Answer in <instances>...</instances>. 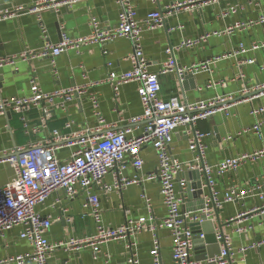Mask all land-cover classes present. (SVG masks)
Wrapping results in <instances>:
<instances>
[{
  "label": "crops",
  "instance_id": "0c3cea01",
  "mask_svg": "<svg viewBox=\"0 0 264 264\" xmlns=\"http://www.w3.org/2000/svg\"><path fill=\"white\" fill-rule=\"evenodd\" d=\"M40 0H0V9H13L22 6L30 8ZM136 5L137 17L142 19L148 12H164L170 4L181 0H132ZM229 7L235 10L222 15ZM36 13L21 12L15 17L0 21V55H8L26 48L39 47L43 42ZM46 29V35L52 42L60 40L62 31L72 38L84 37L91 32V19H95L102 28L115 25L118 19V7L114 0H82L69 7H60L58 11L44 9L39 13ZM264 16V0H219L217 3L204 4L192 9L180 8L173 14L164 17L163 26L142 35V46L149 70L155 72L167 59L166 49L173 48L177 67H189L194 63L209 60V70L186 72L179 77L175 72L160 76L161 90L159 96L167 99L172 96L181 101L193 102L215 94L234 95V103L228 113L218 112L209 119L199 121L197 128L207 133L204 137L206 158L210 163L255 151L264 146V124L260 134L248 132L236 134L240 128L251 126L255 117L250 113L252 107H264V94L253 90L264 83V46L252 48V43L264 41V22L247 25L230 33L210 35L200 44L193 47H179L182 40L194 38L206 31H224L236 23L255 21ZM179 27V28H178ZM172 28H175L172 30ZM240 44L244 51H239ZM131 43L124 38H117L106 44L90 43L78 50L69 49L55 57L54 73L48 60L34 64L20 62L18 70L11 67L0 69V97H13L30 92V78L36 73L37 82L43 91L59 87L85 85L88 81L103 79L111 71L122 72L130 68L128 55ZM214 57H220L212 61ZM252 59V63H247ZM33 69L35 70L33 72ZM213 83L208 86V83ZM138 83L130 81L120 86L119 94L114 97L110 83H103L88 89L85 95L76 97L66 111L55 109L46 128L24 132L17 113L6 112L0 115V150L14 146H24L30 141H39L48 136L51 130L62 133L67 119L74 122L73 128L92 126L95 117L88 94L96 95L98 110L107 123L115 128H124L128 119L141 115L142 106L137 93ZM249 89L248 94L241 95L242 89ZM29 127L38 124L36 111L28 113ZM264 120V113L261 117ZM142 124L133 125L134 133L141 131ZM233 135L231 139H226ZM185 126L177 127L173 134L171 153L174 157L185 160L190 157L187 150ZM72 148L62 146L56 149V156L61 160L69 158ZM144 164L140 174L154 171L156 168L155 151L146 147L141 151ZM14 171L7 162H0V185L11 180ZM124 174L133 176L136 171L128 165ZM191 180L190 188L184 191L183 210H199L203 206L202 198L195 188L197 174L185 173ZM264 178V157L247 162L239 168L222 176L215 177V188L223 191L230 185L246 187ZM106 184L112 183L111 175L103 179ZM194 185V187H192ZM179 190V189H178ZM180 191V190H179ZM145 194L151 200V209L156 221L165 215V208L159 193L158 180L145 181L142 185H130L121 191H99L102 221L106 226H120L128 220L136 221L147 214L146 206L140 197ZM82 195L67 199L63 190L54 191L46 201L37 206L38 212L51 221L47 233L50 243L66 238L85 237L93 234L95 224L88 214L83 215ZM264 202L256 196H249L238 202H227L219 209H214L211 219L205 221L196 232L202 230L206 239L195 236L193 258L219 248L215 245L211 232L221 230L231 239L233 261L226 264H257L264 261V244L240 253L243 246L264 238V212H249L245 220L236 223L233 220L238 213L248 212ZM202 204V206H201ZM64 210H66L64 212ZM70 217V221L67 218ZM244 225L248 229L237 233L234 228ZM19 228L0 234V258L32 251L28 241L19 238ZM159 240V251L162 264H172L171 240L169 231L161 228L156 231ZM153 234L144 230L131 237L134 243L132 252L138 264H151L149 250L152 247ZM104 256L94 258L90 248L69 253L62 248H55L49 257L50 264H124L128 252L125 243L120 240L110 241L102 246ZM15 264V263H13ZM31 264V263H25Z\"/></svg>",
  "mask_w": 264,
  "mask_h": 264
},
{
  "label": "built area",
  "instance_id": "2783aa9c",
  "mask_svg": "<svg viewBox=\"0 0 264 264\" xmlns=\"http://www.w3.org/2000/svg\"><path fill=\"white\" fill-rule=\"evenodd\" d=\"M82 0H40L30 8L17 6L13 9H0V21L15 17L21 12L36 13L43 42L39 47L26 48L19 52L0 55V69L11 67L18 70L20 62L34 64L41 60H48L55 73V57L69 49L78 50L81 46L98 43L106 44L117 38L127 39L131 43L128 55L130 68L127 71H111L106 77L97 81H88L85 85L59 87L51 91H43L37 82L36 73L30 78V92L13 97H0V115L17 113L25 133L46 128L55 109L66 111L69 104L77 97L85 95L88 89L103 83H110L114 97L119 94L120 86L134 81L138 83L137 93L140 98L142 113L128 119L124 128H115L107 123L98 110V99L94 94H88L92 104L95 124L73 128L74 122L67 119L65 133L51 130L48 136L39 141H30L24 146H14L0 150V162H7L13 169L11 180L0 185V234L14 228H19V238L25 239L32 247L26 254L5 256L0 258V264H50L49 257L55 248H62L69 253L79 252L90 248L94 258L104 256L102 246L110 241L120 240L125 243L128 256L124 264H138L137 257L132 252L134 243L131 237L149 230L153 234L152 247L149 250L151 264H162L159 240L156 231L164 228L169 231L171 240L172 264H226L233 261V250L230 236L221 230L213 229L218 251L203 260L193 258L195 250V236L203 240L205 232H196L205 221L211 219L214 209H219L224 203L238 202L249 196L264 199V178L246 187L230 185L223 191L215 188V177L222 176L235 170L247 162H253L264 157V146L247 153H241L210 163L206 158V144L204 137L208 135L197 128L199 121L209 119L218 112L228 113L234 103V95L215 94L193 102L181 101L172 96L163 99L159 96L161 90L160 76L175 72L179 77L186 72L209 70V60L194 63L189 67H177L173 55V48L166 49L167 59L158 71H151L143 52L142 35L163 26L164 17L173 14L177 9H192L204 4L217 3L219 0H181L166 7L164 12L154 10L148 12L142 19L137 17L136 5L132 0H114L118 7V19L115 25L102 28L95 19H91V32L84 37L72 38L64 31L60 40L52 42L46 35V29L39 16L41 10L69 7ZM229 7L222 11L226 15L234 11ZM264 22V16L255 21L236 23L224 31H206L203 34L187 38L180 42L179 47L187 48L200 44L210 35L230 33L237 29H244L247 25ZM179 28V27H178ZM175 28H172V30ZM252 48L264 46L252 43ZM239 51L243 52L240 44ZM220 57H214L212 61ZM247 63H252L248 59ZM35 70L33 69V72ZM213 83H208L211 86ZM249 89H242L241 95L248 94ZM255 95L264 94V83L257 86ZM250 95V94H248ZM247 96V95H246ZM248 97V96H247ZM36 111L38 124L29 127L28 113ZM250 113L255 117L251 126L239 129L236 134L254 132L259 135L264 120L261 114L264 107H252ZM142 124L141 131L134 133L133 125ZM185 126L187 150L190 157L180 160L171 153L173 134L177 127ZM228 135L226 139H231ZM62 146L71 147L69 158L61 160L56 156V149ZM151 147L155 151L156 168L146 174H140L143 168L141 151ZM130 165L136 174L129 177L124 174ZM197 174L195 188L200 194L203 206L199 210H183V194L190 188L191 180L185 173ZM111 175L112 183L106 184L103 179ZM158 180L159 193L165 208L164 217L156 221L151 209V200L142 192L147 214L136 221L128 220L120 226H106L102 221L99 191H121L130 185H142L145 181ZM63 190L67 199H74L82 195L83 215L91 216L95 231L85 237L60 239L50 243L47 233L51 227L48 217L41 215L36 209L56 190ZM180 191H179V190ZM66 210H64L65 212ZM249 212H264V202L253 207L248 212L238 213L233 220L240 223L245 220ZM70 217L67 221H70ZM248 227L237 225L234 231L242 233ZM264 244V238L243 246L240 253ZM257 264H264L261 261Z\"/></svg>",
  "mask_w": 264,
  "mask_h": 264
},
{
  "label": "water",
  "instance_id": "95a60500",
  "mask_svg": "<svg viewBox=\"0 0 264 264\" xmlns=\"http://www.w3.org/2000/svg\"><path fill=\"white\" fill-rule=\"evenodd\" d=\"M193 173H194V172H193ZM192 187H194V185H192ZM201 206H202V204H201ZM211 237H212V239H213L215 245H218L217 242H216V240H215L214 233H212V232H211ZM204 238L206 239V234H205V237H204ZM217 251H218V248L215 249L214 251L207 252V254H202V255H200L198 258L203 260V259L206 258V257L212 256V255H213L214 253H216Z\"/></svg>",
  "mask_w": 264,
  "mask_h": 264
}]
</instances>
